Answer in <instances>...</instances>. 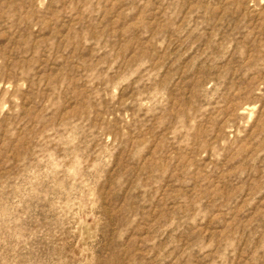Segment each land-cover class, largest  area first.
I'll list each match as a JSON object with an SVG mask.
<instances>
[{"label": "rangeland", "instance_id": "obj_1", "mask_svg": "<svg viewBox=\"0 0 264 264\" xmlns=\"http://www.w3.org/2000/svg\"><path fill=\"white\" fill-rule=\"evenodd\" d=\"M0 264H264V0H0Z\"/></svg>", "mask_w": 264, "mask_h": 264}]
</instances>
